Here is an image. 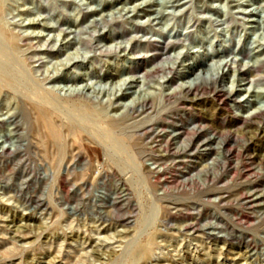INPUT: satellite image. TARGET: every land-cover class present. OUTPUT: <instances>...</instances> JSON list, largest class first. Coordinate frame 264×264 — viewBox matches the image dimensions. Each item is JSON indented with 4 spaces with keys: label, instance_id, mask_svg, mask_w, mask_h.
Masks as SVG:
<instances>
[{
    "label": "rangeland",
    "instance_id": "374dc122",
    "mask_svg": "<svg viewBox=\"0 0 264 264\" xmlns=\"http://www.w3.org/2000/svg\"><path fill=\"white\" fill-rule=\"evenodd\" d=\"M0 77V264H264V0H0Z\"/></svg>",
    "mask_w": 264,
    "mask_h": 264
},
{
    "label": "bare ground",
    "instance_id": "6f19581e",
    "mask_svg": "<svg viewBox=\"0 0 264 264\" xmlns=\"http://www.w3.org/2000/svg\"><path fill=\"white\" fill-rule=\"evenodd\" d=\"M8 58V57H7ZM259 57H257L256 63L259 61ZM1 78V77H0ZM196 79H200L199 75L196 76ZM28 93V92H27ZM35 112L37 114V118L41 127L45 131V143L48 144L52 149V153H50V157L54 163L58 162L60 156H65L67 153V148L64 144L63 140V126L58 125L52 115L47 112V110L35 106ZM83 116V115H82ZM79 122V121H78ZM62 124V123H61ZM76 127V126H75ZM97 127V126H96ZM77 128V127H76ZM42 130V129H41ZM67 131V130H66ZM94 132V131H93ZM86 133V132H85ZM65 134V133H64ZM42 137V135H41ZM44 140V139H43ZM42 141V139H41ZM44 143V145H45ZM66 143V142H65ZM105 151V154L109 153V148H107L106 144H102ZM116 145V144H115ZM68 146V145H67ZM48 151V150H47ZM108 155V154H107ZM120 159V158H119ZM111 160V159H110ZM140 170V169H139ZM113 172V171H112ZM102 179V178H101ZM63 189V188H62ZM113 200V199H112ZM156 200V199H155ZM125 216V215H124ZM190 228V227H189ZM123 233V232H122ZM122 240V239H121ZM152 247L149 245L139 244L135 247L134 259L135 261L143 259L149 253L152 252Z\"/></svg>",
    "mask_w": 264,
    "mask_h": 264
}]
</instances>
